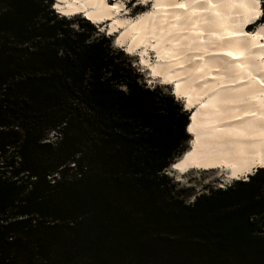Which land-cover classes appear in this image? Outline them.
Instances as JSON below:
<instances>
[{"label": "trees", "instance_id": "1", "mask_svg": "<svg viewBox=\"0 0 264 264\" xmlns=\"http://www.w3.org/2000/svg\"><path fill=\"white\" fill-rule=\"evenodd\" d=\"M53 4L0 0V264H264V167L187 203L188 113Z\"/></svg>", "mask_w": 264, "mask_h": 264}, {"label": "bare ground", "instance_id": "2", "mask_svg": "<svg viewBox=\"0 0 264 264\" xmlns=\"http://www.w3.org/2000/svg\"><path fill=\"white\" fill-rule=\"evenodd\" d=\"M145 1L151 8L133 18L119 16L120 0H54L53 8L106 24L129 55L142 48L150 76L183 100L191 139L171 171L235 179L264 167V22L251 20V0Z\"/></svg>", "mask_w": 264, "mask_h": 264}, {"label": "rangeland", "instance_id": "3", "mask_svg": "<svg viewBox=\"0 0 264 264\" xmlns=\"http://www.w3.org/2000/svg\"><path fill=\"white\" fill-rule=\"evenodd\" d=\"M113 2L114 0H108ZM118 1V0H117ZM124 4V10L120 12L119 16H127V17H135L137 14L147 11L148 9L151 8V3L146 2L145 0H120ZM53 7V6H52ZM125 11V12H124ZM126 13V14H125ZM75 16V15H72ZM71 17V16H67ZM82 18V16H78ZM84 18V17H83ZM87 20V19H86ZM90 21V20H88ZM92 23V22H91ZM259 23V22H258ZM95 28H97L100 32H103L106 34V31L103 30V28L106 29V24L98 25L94 24ZM254 24L250 25L249 30H252L254 28ZM248 27V26H247ZM108 34V33H107ZM106 34V35H107ZM114 36H111L112 39V45L114 48H117L119 50H122L124 53H126L124 47H119L115 45L114 43V38L115 34H112ZM142 49V48H141ZM138 49L135 51L133 54L129 55L130 62L132 66L136 69L138 74H140V79L145 86L149 88L153 87H158L161 90H163L166 93L174 95V97L178 100V103L182 106V109L185 110L186 113H188V121L190 117V110H186L184 107L183 100L178 98L177 95L174 93L172 85L170 84H163L161 80L157 78H152L147 70V67L142 65L140 63V50ZM147 57L150 61L155 60L153 52L149 49ZM188 126V124H187ZM187 126H186V132H187ZM188 133V132H187ZM190 138L186 143V148H188L189 141L191 139V135L189 134ZM187 150V149H186ZM183 155V154H182ZM181 157V156H180ZM254 170L251 171L250 174H252ZM165 174L170 178L171 182L174 184V186L178 189H189L190 196L185 198V201L191 202L195 196L200 194L201 192H205L208 187H214V188H224L228 185H230L234 180L241 179V180H246L248 176H241L240 178H235V179H230L225 172H221L218 170H189L185 173L179 174L175 171H171L169 167L164 171ZM249 175V174H248Z\"/></svg>", "mask_w": 264, "mask_h": 264}, {"label": "snow or ice", "instance_id": "4", "mask_svg": "<svg viewBox=\"0 0 264 264\" xmlns=\"http://www.w3.org/2000/svg\"><path fill=\"white\" fill-rule=\"evenodd\" d=\"M251 4L253 7L251 8V11L253 13L251 20L256 21L260 19L261 15H264V12L260 11L256 6L261 4V0H251Z\"/></svg>", "mask_w": 264, "mask_h": 264}, {"label": "water", "instance_id": "5", "mask_svg": "<svg viewBox=\"0 0 264 264\" xmlns=\"http://www.w3.org/2000/svg\"><path fill=\"white\" fill-rule=\"evenodd\" d=\"M103 27H104V26H103ZM103 30L106 31L105 28H103ZM106 34H107V31H106ZM107 35H109V36H114V35H112V34H107ZM181 156H182V155H181ZM179 158H180V157H179ZM179 158H178V159H179ZM178 159H176V160H178ZM176 160H175V161H176ZM171 166H173V164H171L170 167H171Z\"/></svg>", "mask_w": 264, "mask_h": 264}, {"label": "clouds", "instance_id": "6", "mask_svg": "<svg viewBox=\"0 0 264 264\" xmlns=\"http://www.w3.org/2000/svg\"><path fill=\"white\" fill-rule=\"evenodd\" d=\"M56 11V10H55ZM57 12V11H56ZM58 13V12H57ZM60 14V13H59ZM60 15H62V14H60ZM256 169V168H255ZM237 180H239V179H237Z\"/></svg>", "mask_w": 264, "mask_h": 264}]
</instances>
